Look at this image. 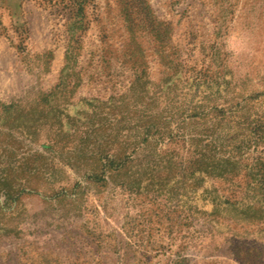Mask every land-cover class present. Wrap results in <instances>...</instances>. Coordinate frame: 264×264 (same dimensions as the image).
I'll list each match as a JSON object with an SVG mask.
<instances>
[{
    "label": "rangeland",
    "instance_id": "1",
    "mask_svg": "<svg viewBox=\"0 0 264 264\" xmlns=\"http://www.w3.org/2000/svg\"><path fill=\"white\" fill-rule=\"evenodd\" d=\"M215 108L264 123V0H0V264H264L259 184L153 144Z\"/></svg>",
    "mask_w": 264,
    "mask_h": 264
},
{
    "label": "trees",
    "instance_id": "2",
    "mask_svg": "<svg viewBox=\"0 0 264 264\" xmlns=\"http://www.w3.org/2000/svg\"><path fill=\"white\" fill-rule=\"evenodd\" d=\"M223 108L213 109V113H216L214 123L210 126L204 127V129L198 134H194L192 137H184L185 133L181 134V138L177 136L171 138L169 136L164 143L161 141V136L164 133L154 130V146H167L174 142L182 143L183 146L187 145V151L192 155L187 162L186 171L190 176L195 173H199L202 176L197 183H203L204 179L217 180L227 182L232 179L240 177L241 179H248L251 183L259 184L260 194L264 193V123H262L261 117H256L250 121V123L237 122L235 125L239 128L237 133L226 132L221 138L219 133V125L223 123L227 117L225 116ZM209 113L201 111L194 112L190 116L184 117L182 123L185 125L186 121L200 119L201 121H208ZM231 115V114H230ZM211 122V121H210ZM210 124V123H208ZM160 133V134H159ZM192 134V133H191ZM159 135V137H158ZM190 135V131L187 133ZM149 144L148 138L143 139L139 143L137 151L144 150ZM160 149L157 148V151ZM241 189V188H240ZM243 195L240 199L228 198L224 195L216 194L212 191L209 200L214 203L228 205L231 203H241L243 199H249V195L254 194L253 189H243ZM234 194H242L241 192H231Z\"/></svg>",
    "mask_w": 264,
    "mask_h": 264
},
{
    "label": "clouds",
    "instance_id": "3",
    "mask_svg": "<svg viewBox=\"0 0 264 264\" xmlns=\"http://www.w3.org/2000/svg\"><path fill=\"white\" fill-rule=\"evenodd\" d=\"M250 34L245 31L236 28L227 34L224 47L229 58L237 60L241 56L250 52Z\"/></svg>",
    "mask_w": 264,
    "mask_h": 264
}]
</instances>
